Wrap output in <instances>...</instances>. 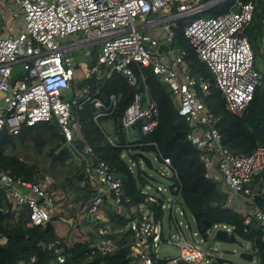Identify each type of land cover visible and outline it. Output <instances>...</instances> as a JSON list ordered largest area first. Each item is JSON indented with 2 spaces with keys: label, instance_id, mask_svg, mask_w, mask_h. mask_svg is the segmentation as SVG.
Returning <instances> with one entry per match:
<instances>
[{
  "label": "built area",
  "instance_id": "built-area-1",
  "mask_svg": "<svg viewBox=\"0 0 264 264\" xmlns=\"http://www.w3.org/2000/svg\"><path fill=\"white\" fill-rule=\"evenodd\" d=\"M259 0H0V19L20 17L22 25L16 35L0 33V131L17 135L22 127L55 120L66 144L72 147L75 160L93 166L99 194L90 200L84 218L104 220L102 208L107 200L119 210L128 206L127 216L135 214L126 228L131 231L134 245L130 255L132 264H215L211 236L223 230L229 236L232 228L222 224L211 225L204 234L191 232L192 241L181 230L175 208L184 219L187 216L181 205L179 181L168 158L154 160L160 164L158 182L142 188L144 202L132 204L123 190L122 181L109 167L98 160L91 148L84 144L81 150L73 146L75 138L82 139L79 121L72 117V109L81 110L91 104L98 117L111 113L115 98L108 105L91 95L86 79L100 77V68L118 72L133 86L136 78L130 65L151 68L168 86L177 103L179 116L190 127L187 140L199 153L205 168V177L221 181L228 188L227 205L234 202L246 207L241 211L245 224L253 216L264 226V211L251 205V183L254 176L264 173V146H258L247 156L232 154L221 144L214 128L215 118L204 105L201 96L208 93L209 83L203 77H194L185 60L184 51L174 52L171 44L174 29L182 24L183 36L197 59L212 75L214 86L220 91L226 109L240 114L261 84L262 75L255 69L254 56L245 31L253 19ZM264 30V19L262 21ZM83 45H98L93 67L79 90H74V73L77 68L72 50ZM264 66V38L261 43ZM20 73L14 75V67ZM15 76L20 78L11 86ZM142 81L144 80L141 76ZM197 88V89H196ZM199 90V91H198ZM72 91L71 100L65 98ZM140 122V132L151 134L158 125V108L144 86V94L135 93L131 104L124 110L117 130L127 132ZM109 142L115 145L109 138ZM130 147V145H126ZM145 155V154H144ZM152 164V163H151ZM142 168L147 170L143 162ZM133 169L134 165L131 163ZM153 168V166H152ZM44 183L32 184L14 179L0 169V189L12 208L25 207L31 224L43 226L50 221L56 198L49 195ZM164 192L171 196V218L178 231V240L172 242L163 236L161 221H155L147 204L162 201ZM105 197V199H104ZM100 214V215H99ZM83 218V219H84ZM193 221V220H192ZM70 229L73 220L67 221ZM194 223V222H193ZM185 228H188L185 226ZM99 233H109L107 227ZM71 235L72 232L70 231ZM215 235V234H214ZM199 238V242L195 239ZM171 244L177 254L161 258L159 246ZM240 253L256 258L247 243ZM50 247V246H48ZM105 255L115 249L112 240L97 245ZM59 263L63 257L57 258ZM34 260L31 259V262ZM19 264H25L20 262Z\"/></svg>",
  "mask_w": 264,
  "mask_h": 264
},
{
  "label": "trees",
  "instance_id": "trees-1",
  "mask_svg": "<svg viewBox=\"0 0 264 264\" xmlns=\"http://www.w3.org/2000/svg\"><path fill=\"white\" fill-rule=\"evenodd\" d=\"M263 19L264 0H259L245 35L253 52V65L261 73L262 81L254 90L251 101L238 115L226 109L220 91L213 84L211 73L197 59L183 36L181 23L174 29L171 44L173 51H184L192 76L203 77L209 83L208 93L205 96L200 92L198 94L216 120L214 128L221 144L238 156L250 155L256 147L264 146V66L259 62L264 38ZM130 68L136 78L133 86L118 72H111L106 77L107 70L104 67L100 68V77L92 75L85 81L90 85L91 95H95L105 105H108L111 96L115 98L110 115L103 116L112 121L115 139L108 137L99 127V118L96 119L97 123L93 121L98 111L87 104L81 110L72 109V117L78 119L82 136V139L73 140V146L81 150L84 144L88 145L96 158L121 179L124 193L132 204L144 202L146 195L142 193V188L158 182L155 176L141 167V160L134 154L141 152L152 154L157 159L168 158L179 181L180 203L187 216H191L195 229L204 234L205 221L211 225L231 227L232 232L224 242L238 246L249 244L256 264H264V226L253 216L245 224L241 211L246 206L237 202L227 205L228 188L221 181L205 177L199 153L187 140L191 129L179 116L176 100L168 86L158 75L153 74L151 68L134 64ZM78 83L72 85L73 92ZM144 86L158 108L157 127L151 134H142L138 122L131 130L119 132L117 128L124 110L131 104L135 93L144 94ZM72 149L66 144L55 120L22 127L17 135L0 131V169L23 182L39 184L48 180L46 190L56 198L55 206L58 201L65 202V213L52 216L43 226H35L31 224L26 208H12L0 189V264H132L134 258L130 253L134 238L126 226L135 214L127 216L128 206L117 210L106 200L102 208L104 220L89 217L82 220V225L88 226L85 235L78 232L79 225L70 229L71 235H56L54 221L60 217L75 220L79 208L85 213L90 200L100 192L94 177L95 163L86 167L85 163L75 160ZM129 161L134 165L133 169ZM161 204L160 199L147 204L155 221H162ZM250 206L264 211V173L252 179ZM105 227L109 233L101 235L99 229ZM109 239L114 242L115 249L103 255L97 245ZM59 256L63 257L62 263L57 260ZM31 259L34 261L31 262ZM216 261L223 264L221 259Z\"/></svg>",
  "mask_w": 264,
  "mask_h": 264
},
{
  "label": "rangeland",
  "instance_id": "rangeland-1",
  "mask_svg": "<svg viewBox=\"0 0 264 264\" xmlns=\"http://www.w3.org/2000/svg\"><path fill=\"white\" fill-rule=\"evenodd\" d=\"M99 46L98 45H83L80 48H77L75 50H72L71 55L76 63V77L74 80V84L82 82L86 76L88 75L87 69L88 66L91 65L94 61L95 55L98 53ZM178 51V49H177ZM176 52V51H174ZM260 65L262 63V58L259 59ZM194 64V62L192 63ZM195 65V64H194ZM20 67L17 65L14 67V75L20 73ZM89 78V77H88ZM73 97L72 91L67 92L65 94V98L71 100ZM214 102V100H212ZM98 124L99 127L104 131V133L110 137L111 139H115V130L112 121L109 119H105V117L101 116L98 117ZM93 121L97 123V121L93 118ZM131 140V139H130ZM148 159H150L152 163V170H146L147 173L151 174L152 176H155L158 179L157 170L160 168V164L154 160V156L152 154H147ZM129 164H131V161H129ZM145 170V169H144ZM164 198H165V209L163 210V218L161 221V227L163 231V236L166 239H171V241L174 243L176 240H178V231L173 223V220L171 218V211H170V204H171V196L169 193L164 192ZM64 204L63 201H58L56 206L51 210V216H57L60 213L64 212ZM64 209V210H63ZM180 210L175 208V216L177 217V220L181 222V230L184 232L185 236L188 240L192 241L191 232H195V226L193 221L189 219H184L179 214ZM100 215V214H99ZM84 218V212L82 208H79L77 218L71 219V222L73 220V226L79 225L78 232L81 235H85L88 229V226L82 225V220ZM70 220V219H68ZM65 217H60L57 221L53 222V226L55 228L56 235L59 237L66 236L70 232L68 221ZM187 226L188 228H185ZM68 231V232H67ZM67 232V233H66ZM215 234V233H214ZM214 234L211 236V238H214ZM197 242H199V238L195 239ZM212 247L216 252L212 254V260L221 259L223 260V264H249L246 261L240 259V246L230 244L227 242H219L217 240L212 241ZM177 254V248L174 245L168 244V245H160L158 249V255L161 258H164L166 256H174ZM214 257V259H213Z\"/></svg>",
  "mask_w": 264,
  "mask_h": 264
},
{
  "label": "water",
  "instance_id": "water-1",
  "mask_svg": "<svg viewBox=\"0 0 264 264\" xmlns=\"http://www.w3.org/2000/svg\"><path fill=\"white\" fill-rule=\"evenodd\" d=\"M92 67H93V64L89 65L88 66V69L90 70ZM19 78H20V76H15L13 78V80L11 81V86H13L14 83ZM81 87H82V83H78L77 84V90H79ZM134 155H135V157L139 158L143 162L144 166L148 170H151L152 169L151 161H150V159L147 158V156H145L141 152H136ZM204 226H205V228H209L211 226V223L208 222V221H205L204 222ZM214 237H215V240H217L219 242H224L226 240L227 233L225 231H223V230H218V231H216ZM239 257H240V259H242L244 261H247V262H250L252 260V255L251 254H248V253H240L239 254ZM210 264H215V263L211 262Z\"/></svg>",
  "mask_w": 264,
  "mask_h": 264
},
{
  "label": "crops",
  "instance_id": "crops-1",
  "mask_svg": "<svg viewBox=\"0 0 264 264\" xmlns=\"http://www.w3.org/2000/svg\"><path fill=\"white\" fill-rule=\"evenodd\" d=\"M21 25H22V20L20 19V17L6 16L3 20L0 19V33L16 35L20 31ZM163 245H166V244H163Z\"/></svg>",
  "mask_w": 264,
  "mask_h": 264
},
{
  "label": "flooded vegetation",
  "instance_id": "flooded-vegetation-1",
  "mask_svg": "<svg viewBox=\"0 0 264 264\" xmlns=\"http://www.w3.org/2000/svg\"><path fill=\"white\" fill-rule=\"evenodd\" d=\"M74 76L76 77V72L74 73ZM75 80V79H74Z\"/></svg>",
  "mask_w": 264,
  "mask_h": 264
},
{
  "label": "bare ground",
  "instance_id": "bare-ground-1",
  "mask_svg": "<svg viewBox=\"0 0 264 264\" xmlns=\"http://www.w3.org/2000/svg\"><path fill=\"white\" fill-rule=\"evenodd\" d=\"M152 170V169H151ZM135 172V171H134ZM166 201V200H165ZM237 207V206H236ZM196 231V230H195Z\"/></svg>",
  "mask_w": 264,
  "mask_h": 264
}]
</instances>
